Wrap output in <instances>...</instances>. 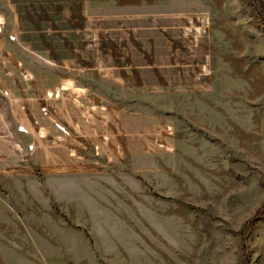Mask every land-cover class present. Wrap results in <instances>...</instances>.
I'll return each instance as SVG.
<instances>
[{"label": "rangeland", "instance_id": "rangeland-1", "mask_svg": "<svg viewBox=\"0 0 264 264\" xmlns=\"http://www.w3.org/2000/svg\"><path fill=\"white\" fill-rule=\"evenodd\" d=\"M259 3L0 0V264H264Z\"/></svg>", "mask_w": 264, "mask_h": 264}, {"label": "trees", "instance_id": "trees-1", "mask_svg": "<svg viewBox=\"0 0 264 264\" xmlns=\"http://www.w3.org/2000/svg\"><path fill=\"white\" fill-rule=\"evenodd\" d=\"M258 9H259V15L261 17V19L264 22V1L260 0V3L258 5ZM264 217L263 214H258L256 215L254 218H252L249 222L248 225L249 227H253L258 221H260L262 218Z\"/></svg>", "mask_w": 264, "mask_h": 264}]
</instances>
